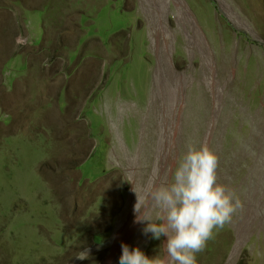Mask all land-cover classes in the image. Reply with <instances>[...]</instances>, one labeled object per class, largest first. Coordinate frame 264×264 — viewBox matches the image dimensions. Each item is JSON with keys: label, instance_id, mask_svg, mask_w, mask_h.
Masks as SVG:
<instances>
[{"label": "rangeland", "instance_id": "1", "mask_svg": "<svg viewBox=\"0 0 264 264\" xmlns=\"http://www.w3.org/2000/svg\"><path fill=\"white\" fill-rule=\"evenodd\" d=\"M190 144L241 203L197 264H264V0H0V264L164 258L135 192Z\"/></svg>", "mask_w": 264, "mask_h": 264}, {"label": "clouds", "instance_id": "2", "mask_svg": "<svg viewBox=\"0 0 264 264\" xmlns=\"http://www.w3.org/2000/svg\"><path fill=\"white\" fill-rule=\"evenodd\" d=\"M217 167L218 158L206 146L197 149L190 144L170 182H150L142 194L133 190L135 222L147 221L143 232L153 239L166 237V256L148 258L139 248L129 250L122 243L119 264H197L196 254L214 238V229L230 223L241 207L235 193L217 183ZM148 206L159 209V223L142 218L141 208ZM86 257L87 250L79 259Z\"/></svg>", "mask_w": 264, "mask_h": 264}, {"label": "bare ground", "instance_id": "3", "mask_svg": "<svg viewBox=\"0 0 264 264\" xmlns=\"http://www.w3.org/2000/svg\"><path fill=\"white\" fill-rule=\"evenodd\" d=\"M127 236V231L123 232L121 231L120 233H118L116 239H115V243L112 247V250L110 251L109 256L107 257V259L105 260V262L103 264H109L113 258L116 256V254L118 253L121 244L124 242V240L126 239Z\"/></svg>", "mask_w": 264, "mask_h": 264}]
</instances>
